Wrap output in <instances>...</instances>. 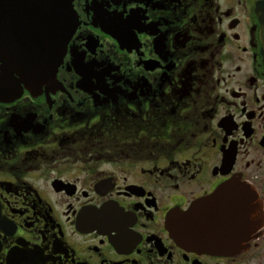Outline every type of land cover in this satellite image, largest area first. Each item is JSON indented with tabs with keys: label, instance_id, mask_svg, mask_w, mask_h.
Instances as JSON below:
<instances>
[{
	"label": "flooded vegetation",
	"instance_id": "obj_1",
	"mask_svg": "<svg viewBox=\"0 0 264 264\" xmlns=\"http://www.w3.org/2000/svg\"><path fill=\"white\" fill-rule=\"evenodd\" d=\"M263 3L74 0L57 82L0 96V264H264ZM222 189L259 217L186 222Z\"/></svg>",
	"mask_w": 264,
	"mask_h": 264
},
{
	"label": "water",
	"instance_id": "obj_2",
	"mask_svg": "<svg viewBox=\"0 0 264 264\" xmlns=\"http://www.w3.org/2000/svg\"><path fill=\"white\" fill-rule=\"evenodd\" d=\"M73 1L0 0V96L13 97L22 87L39 88L57 82V71L78 27ZM257 14L264 54V3ZM224 192L222 189L196 204L186 222L200 223L214 216L220 222L223 214L233 211L243 214L252 210V217H259L261 205L253 192L231 203L223 202Z\"/></svg>",
	"mask_w": 264,
	"mask_h": 264
}]
</instances>
